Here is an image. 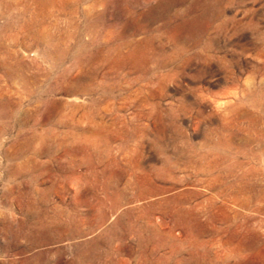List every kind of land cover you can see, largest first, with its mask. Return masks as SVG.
<instances>
[{
    "label": "rangeland",
    "instance_id": "rangeland-1",
    "mask_svg": "<svg viewBox=\"0 0 264 264\" xmlns=\"http://www.w3.org/2000/svg\"><path fill=\"white\" fill-rule=\"evenodd\" d=\"M0 264H264V0H0Z\"/></svg>",
    "mask_w": 264,
    "mask_h": 264
}]
</instances>
